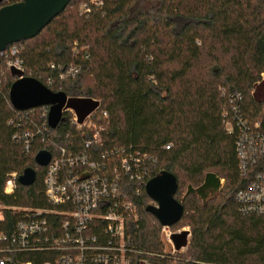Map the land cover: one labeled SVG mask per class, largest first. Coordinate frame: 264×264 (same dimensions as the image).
<instances>
[{"label": "trees", "instance_id": "obj_1", "mask_svg": "<svg viewBox=\"0 0 264 264\" xmlns=\"http://www.w3.org/2000/svg\"><path fill=\"white\" fill-rule=\"evenodd\" d=\"M92 1L72 0L35 38L16 43L25 77L44 85L55 80L50 89L67 95L81 121L98 106L108 111L104 149L133 145L153 160L152 178L162 170L177 177L184 215L172 228L190 226L191 240L183 262L164 264H264V215L239 212L236 194L247 179L239 172L235 135L223 127L228 104L220 91L241 92L243 115L264 129V0H102L99 7ZM85 4L90 11L82 14ZM70 66L79 68L75 77L59 80ZM14 82L8 77L0 92V233L8 234L17 219L9 207L48 206L46 168L35 155L55 154L54 145L40 140L30 154L13 141ZM53 131L52 141L70 149L87 138L69 113ZM29 167L37 172L34 184L18 183L6 195L8 175ZM131 198L139 216L129 223L135 244L162 250V226L147 211L152 200L146 193ZM174 238L178 247L188 243L186 233Z\"/></svg>", "mask_w": 264, "mask_h": 264}, {"label": "built area", "instance_id": "obj_2", "mask_svg": "<svg viewBox=\"0 0 264 264\" xmlns=\"http://www.w3.org/2000/svg\"><path fill=\"white\" fill-rule=\"evenodd\" d=\"M97 7L102 0H94ZM4 0L1 5H11ZM14 4V3H13ZM90 11L85 4L82 14ZM23 47L13 44L0 52V92L8 77L25 78ZM88 57V55H87ZM54 69L55 65H49ZM79 68L70 66L59 74V80L74 78ZM49 80L46 87L55 86ZM51 90V89H50ZM10 91V89H9ZM228 106L222 122L228 134L235 135L236 153L241 177L246 186L236 194L239 212L264 215V129L261 122L251 123L243 115L241 92L220 89ZM10 119L12 139L26 154L37 141L52 144L55 154L45 167L44 193L46 207L14 208L17 217L11 233H0V264H164L183 262L180 254L188 244L177 248L174 237L189 228L173 231L162 226V250H146L134 242L129 223L138 219L137 204L131 197L146 193L152 178L153 160L133 145L104 147L103 133L111 125V115L100 106L80 120L76 111L66 105L63 114H71L72 122L87 136L77 150L52 141L49 125L50 106L16 110ZM37 109V112H36ZM171 148V144L164 147ZM19 175H8L6 195L14 194ZM224 184V179H221ZM12 210V207H9ZM204 264V263H198Z\"/></svg>", "mask_w": 264, "mask_h": 264}, {"label": "water", "instance_id": "obj_3", "mask_svg": "<svg viewBox=\"0 0 264 264\" xmlns=\"http://www.w3.org/2000/svg\"><path fill=\"white\" fill-rule=\"evenodd\" d=\"M3 1L0 0V5ZM71 1L21 0L2 6L0 52L5 51L12 44L35 38ZM10 102L13 108L21 111L49 105V125L55 128L62 120L63 108L68 102V97L63 92H53L35 78L25 77L15 81L11 86ZM51 158L52 153L44 149L35 155V162L40 167H46ZM36 177L35 168H26L19 176V183L26 187L31 186ZM178 187L177 177L167 170L160 171L146 184V194L152 200L147 211L154 215L161 226H174L184 215L183 203L175 198ZM177 248L181 247L177 246Z\"/></svg>", "mask_w": 264, "mask_h": 264}, {"label": "rangeland", "instance_id": "obj_4", "mask_svg": "<svg viewBox=\"0 0 264 264\" xmlns=\"http://www.w3.org/2000/svg\"><path fill=\"white\" fill-rule=\"evenodd\" d=\"M66 105H68V102L66 103ZM225 182V181H224ZM186 194H187V190H186V186L185 187H183L182 188V190L180 191V196H181V200H183L185 197H186ZM152 203V202H151ZM14 208H26V207H12V211H15L14 210ZM0 209H3V207L0 205ZM138 218H139V216H138ZM184 227H186V228H189L190 229V231H191V227L190 226H184ZM183 228V227H182ZM162 229L163 228H161V230H160V242H161V238H162V236H161V233H162ZM171 229L173 230V231H177V230H179V229H181V228H172V226H171ZM184 233V232H183ZM190 240H191V237L189 238V240H188V245H189V242H190Z\"/></svg>", "mask_w": 264, "mask_h": 264}]
</instances>
